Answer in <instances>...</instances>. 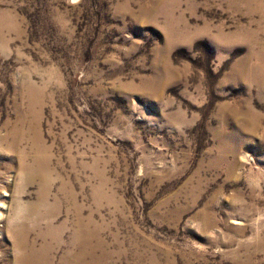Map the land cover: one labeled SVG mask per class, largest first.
I'll use <instances>...</instances> for the list:
<instances>
[{"label": "rangeland", "instance_id": "1", "mask_svg": "<svg viewBox=\"0 0 264 264\" xmlns=\"http://www.w3.org/2000/svg\"><path fill=\"white\" fill-rule=\"evenodd\" d=\"M80 251L264 264V0H0V264Z\"/></svg>", "mask_w": 264, "mask_h": 264}, {"label": "bare ground", "instance_id": "2", "mask_svg": "<svg viewBox=\"0 0 264 264\" xmlns=\"http://www.w3.org/2000/svg\"><path fill=\"white\" fill-rule=\"evenodd\" d=\"M62 264H84V253H83V251H80V252L72 255V257L70 259L63 261Z\"/></svg>", "mask_w": 264, "mask_h": 264}]
</instances>
